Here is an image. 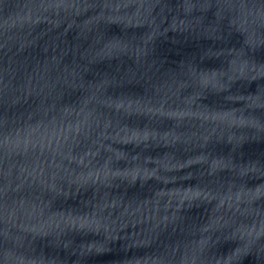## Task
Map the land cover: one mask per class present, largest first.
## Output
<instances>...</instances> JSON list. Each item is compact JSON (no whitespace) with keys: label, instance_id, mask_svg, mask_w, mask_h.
Masks as SVG:
<instances>
[{"label":"water","instance_id":"95a60500","mask_svg":"<svg viewBox=\"0 0 264 264\" xmlns=\"http://www.w3.org/2000/svg\"><path fill=\"white\" fill-rule=\"evenodd\" d=\"M0 264H264V0H0Z\"/></svg>","mask_w":264,"mask_h":264}]
</instances>
